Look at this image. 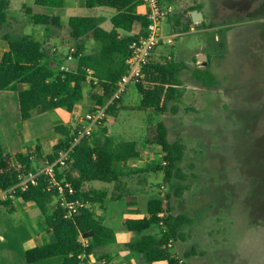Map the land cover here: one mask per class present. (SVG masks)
<instances>
[{"label":"trees","instance_id":"16d2710c","mask_svg":"<svg viewBox=\"0 0 264 264\" xmlns=\"http://www.w3.org/2000/svg\"><path fill=\"white\" fill-rule=\"evenodd\" d=\"M88 9L108 8L116 13L111 18V29L101 26V19L96 17H71L69 36L77 44L70 56L76 62L72 71H56L52 64V54L44 43L31 35L5 34L0 39L6 42L7 49L0 56V91L16 92L19 98L21 124L42 114L64 110L72 113L75 106L89 107L88 116H93L99 107H107L106 116L92 131V135L80 140L72 149L67 161V169H57L58 178L66 179L75 188V198L89 202L88 208L78 215L67 218L65 210L54 191H48L45 177L38 184L17 199L22 204H35L40 210L38 232L48 236L47 244L26 251V261L36 263L42 260L63 257L62 264H81V257L91 261L95 251L103 246L117 242L115 230L104 224L97 214L95 206L108 201L105 189L87 188L98 181L105 184H117L127 176L164 173L166 184L179 181L172 193L164 198L152 199L148 203V214L143 219H126L123 227L134 234V239L127 244V249L142 256L146 264H188L177 257L171 249L182 239V229L191 222L185 214H176L172 198H182L190 183L197 180V175H187L183 171L186 146L181 141L170 142L169 130L165 123L157 125L155 139L143 144L135 141H115L108 119L118 116L125 94L113 99L118 82L129 71L130 43L145 34L149 25L147 14L138 13L144 6L143 0H83ZM11 0H0V28L10 26ZM35 6L48 10H58L64 6V0H35ZM201 8H192L175 21V33L192 31L197 26L192 21L191 13ZM31 14L35 25L45 26L47 30L61 29L60 17L56 14ZM180 18H186L184 25ZM204 24V22H202ZM93 42L95 47L88 52L86 43ZM184 66L168 57L162 61L153 58L144 68L141 77L134 84L142 110L165 114L176 113V104L180 102L183 86ZM193 78L204 88L214 89V76L208 68L193 71ZM90 88L88 97L86 88ZM100 89L101 93L97 90ZM94 103V106L91 104ZM81 126V125H80ZM59 139L52 152L45 155L43 147L37 146L32 151L10 154L0 151V189L15 185L20 176L48 163H54L62 152L71 148L77 129L65 125L55 127ZM96 134H93L95 133ZM154 142L160 152V158L137 170H128L131 160L143 158L148 143ZM123 193L110 198L112 201L125 198L129 207L138 205L137 191L123 189ZM109 200V201H110ZM9 213L16 210L12 201L0 202ZM165 213V217L159 215ZM163 227L161 228V223ZM172 244V246H170ZM188 255H186V258ZM96 258V256H95Z\"/></svg>","mask_w":264,"mask_h":264},{"label":"rangeland","instance_id":"374dc122","mask_svg":"<svg viewBox=\"0 0 264 264\" xmlns=\"http://www.w3.org/2000/svg\"><path fill=\"white\" fill-rule=\"evenodd\" d=\"M24 1L28 6L34 3ZM160 1L168 15L163 33L172 35L173 44L160 46L154 59L171 56L184 66L178 111L160 114L142 110L137 91L129 87L123 108L106 125L117 142L142 141L147 136L153 141L157 125L163 122L169 141L186 146L183 171L198 178L182 198H172L174 212L191 218L172 253L188 264H264V0ZM196 7L201 8L204 24H196L191 33H175L176 19ZM180 19L187 23L186 18ZM10 25L0 28V34L43 31L18 2L10 13ZM53 32L58 39V29ZM71 51L69 43L59 50L56 46L51 58L56 71L75 69L76 62L69 59ZM201 55L207 56L206 66L198 60ZM204 68L214 76L212 90L193 78V71ZM86 90L88 93L90 88ZM85 116L87 119L88 113ZM43 145L48 148L47 143ZM152 145L147 149L148 160L138 164L140 168L160 158L155 152L157 145ZM143 177L159 198L179 185L178 180L166 184L163 172ZM106 206L117 204L108 202ZM10 215L16 222L23 220L14 212ZM36 222L34 217L27 220L30 227L38 229Z\"/></svg>","mask_w":264,"mask_h":264},{"label":"crops","instance_id":"0c3cea01","mask_svg":"<svg viewBox=\"0 0 264 264\" xmlns=\"http://www.w3.org/2000/svg\"><path fill=\"white\" fill-rule=\"evenodd\" d=\"M16 2L19 3L20 9H23L25 12L30 9L34 13L56 14L60 17L62 28L58 29V39L53 36V31L55 29L47 30L45 26L35 25L32 16L31 21L33 24L39 28L42 27L43 31L34 32L33 30L31 33H22V35H31L39 39L40 42L44 43L47 51L50 52L52 56L57 45L59 50L65 44L69 43L72 50L77 44V41L71 40L69 36V21L71 17L99 18L102 21L101 26L109 30L111 29V18L116 13L114 10L108 8H95L90 10L86 7L83 0H64V6L58 10L36 7L35 0L33 5L31 4L30 6H28L24 0H11L10 12ZM86 9L89 10V12L85 13ZM79 11L85 14H78ZM138 13L142 15L147 14V8L145 6L140 7ZM7 27L10 28L11 25ZM191 32L192 31L188 33ZM3 35L5 34H0V38ZM85 46L88 52L95 47L93 42H87ZM6 49V42L0 39V56ZM131 88L136 90L135 86H130V89ZM97 92L101 93V90L98 89ZM89 94L90 90L88 93L86 90V97H88ZM94 105V103L91 104V106ZM122 108L123 105L121 106V109ZM88 110L89 107L77 105L72 113L60 109L42 114L25 122L22 125V131H24V133L20 134L18 129L21 124V112L18 94L11 91H0V151L17 154L32 151L37 146H41L43 147V153L45 155L50 154L46 149H53L54 144L60 137L59 135L56 137L54 133L51 134V131L55 132V127L60 125H65L76 130L80 125L84 124L86 120L85 115L88 113ZM44 124H46V126H43ZM129 141L143 144L148 141V136L142 141ZM44 143H47L48 148H45L43 145ZM150 146L153 148L152 143H148L146 146L145 159H143V156V158L139 160L129 161L128 170L140 169V165L138 164L148 160L150 152L147 151V149ZM155 152L156 155H160L159 150ZM145 175L150 174L127 176L121 179L117 184H105L95 181L87 185V188L90 189H105L108 192L107 203L112 202L113 204H117V207H107V203L104 205V208L100 205L95 206V210L97 214L103 218L104 224L115 230L117 242L98 248L95 251L96 258L94 255L90 256L91 261H87L85 257H83L81 264H146L142 256L127 249V244L134 239V234L126 231L123 227V222L126 219H143L146 217L148 214L149 201L152 199H159V197L154 195L153 188L150 187L147 179L143 177ZM130 183H132L133 186H131ZM125 188H133L132 190L137 191L135 199L138 205L136 207H129L125 198L117 201L110 200V198L122 194ZM15 207L16 210L14 213L21 215L23 219L20 220V222H16L12 215L8 213L7 209L0 205V264H30L26 261V251L31 248L43 246L48 242V236L45 233H40L37 228L30 227L27 224V220L30 217H34L38 222L40 213L37 205L17 202ZM63 261L64 258L59 256L31 264H62Z\"/></svg>","mask_w":264,"mask_h":264},{"label":"built area","instance_id":"2783aa9c","mask_svg":"<svg viewBox=\"0 0 264 264\" xmlns=\"http://www.w3.org/2000/svg\"><path fill=\"white\" fill-rule=\"evenodd\" d=\"M147 8L149 25L145 34L134 39L129 46V58L127 65L129 71L118 82V89L113 99H118L127 93L130 86L134 85L141 77L144 68L154 58L157 49L162 45L171 46L173 44L172 35H164L162 25L167 18V12L162 8L160 0H143ZM73 51V49H72ZM69 59H72L69 57ZM171 59V56L168 57ZM64 70V68H63ZM107 107H99L93 116H89L84 124L77 128V136L71 146L65 152H62L54 163L45 162L41 167L22 175L19 181L8 189H0V202L12 201L18 202L17 195L24 193L30 187L38 184L41 177H45L48 183V191H54L57 194L61 207L66 212V217L71 218L78 215L82 209L90 206L89 202L75 198V188L72 183L66 179H59L57 169L61 172L67 169V161L73 147L83 138L92 135L93 129L100 124L106 116ZM165 217V213L159 215ZM163 222L161 223V228ZM172 246V244H170ZM84 256L81 257V259Z\"/></svg>","mask_w":264,"mask_h":264},{"label":"water","instance_id":"95a60500","mask_svg":"<svg viewBox=\"0 0 264 264\" xmlns=\"http://www.w3.org/2000/svg\"><path fill=\"white\" fill-rule=\"evenodd\" d=\"M191 16H192V21L195 24L201 23L204 20V15L199 10H194ZM198 60H200V62H202L205 66L207 65V56L201 55Z\"/></svg>","mask_w":264,"mask_h":264}]
</instances>
